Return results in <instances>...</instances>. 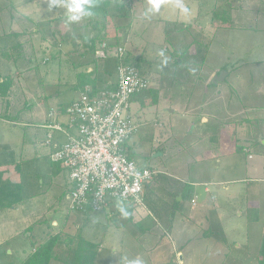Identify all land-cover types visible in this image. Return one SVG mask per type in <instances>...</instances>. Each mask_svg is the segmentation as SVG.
Here are the masks:
<instances>
[{
	"label": "rangeland",
	"instance_id": "obj_1",
	"mask_svg": "<svg viewBox=\"0 0 264 264\" xmlns=\"http://www.w3.org/2000/svg\"><path fill=\"white\" fill-rule=\"evenodd\" d=\"M19 2L20 0H0V46L7 43L11 54L10 61L0 62V70L5 74L13 62H16L18 67L17 73H13L14 85L9 98L5 100L0 98V160L14 162L37 155L39 164L32 161L30 169L34 172V177L39 175L45 180L47 188H41L42 194L20 205L21 209L0 211V264H21L34 252L33 244L42 239L43 231L52 232L55 231L53 228L59 227L60 230L81 235L92 243L97 253L95 264H130L138 260L135 254L138 253L137 241L140 236L138 229L141 227L138 228V224L132 221L127 212V215L122 213L121 217H118L119 213L106 212L108 208L98 213L70 211L66 198L62 197L63 192L72 187L68 172L62 164L51 160L53 147L45 144L48 139L45 126L53 121L50 113L67 108L78 95V91L73 87L76 75L75 72L72 74L71 65L80 58L74 57L68 65V58H65V55H61L62 57L58 55L61 52L57 51L61 50L60 45L69 37L65 34L67 32L61 33L52 26L56 21L66 22V18L43 21L37 16L31 20H42L41 23L30 24V21H24L13 14L16 3ZM130 2L132 6V3L136 5L138 0ZM129 4L126 3L127 10ZM25 5L26 3L21 4V7L16 6L18 12H23ZM141 5V9L136 11L137 17L133 16L132 11L117 21L124 25L123 36H132L128 37V41L125 39L121 46H124L126 52L134 59L140 60L141 73L149 76L151 80L149 89L132 98V101H137L132 105V114L140 126L138 133L129 140V143L132 151H135L134 159L138 166L148 167L157 164L159 169L167 172L173 162L182 161L184 157H190L189 161L192 157L203 159V156H199V150L207 144L195 145L199 143L202 135L216 131V128L213 125L202 124L204 115L212 111L210 107L205 109L206 106L202 105L204 101L213 100L211 94L216 90V86L222 92L223 105L225 107L226 104V107L230 108V113L248 109L246 107L256 103L262 105L264 0H159V10L155 12L148 11L150 7L148 3ZM194 7H200L204 28L202 35L197 32L193 34L194 25L198 22L190 14L194 12ZM214 15L218 16L217 20L213 19ZM180 24L190 26L184 33L185 37L188 34L191 39L192 35L195 39L198 34L199 48L202 47L203 37H206L204 42L208 46L206 49L202 48L203 53L200 52L196 57L187 53L189 61L184 59L186 54H181L179 58L181 63L176 59L172 64L170 53H177L183 44L193 40L187 36L183 44L182 42L168 44L169 40L173 41L179 26L182 28L183 25ZM25 26H28V30L24 28ZM225 26L229 27V30H223ZM251 27L256 29L254 35L251 33L252 36L243 41V33L249 31ZM12 30H16L17 33L24 30L25 33L20 38L5 42ZM82 34L88 36L90 32L85 29ZM18 43L21 46L13 48ZM161 50L164 52L163 56L159 55ZM192 51L194 52V47ZM218 68H222V72H229V77L215 83L211 76ZM161 71L164 74L163 78L157 82L156 74H160ZM114 76L116 83L117 73ZM241 76L244 82L237 78ZM167 79L171 86L179 91L184 88L183 85H189L185 86L187 95L182 96L174 105H171L168 99ZM159 83L162 85L160 92L157 91ZM207 89L211 93L209 96L206 93ZM187 96L191 100V105H194L193 108L187 109L188 104L182 103ZM146 99L156 104L141 109V102ZM197 105L201 107L197 108ZM249 111L253 112V109L249 108ZM252 112L248 115H252ZM4 115L14 117L20 124L17 126L11 124L12 122L9 124L7 120L1 119ZM228 115L223 113L224 122L234 120L241 122L247 117L246 114L235 117ZM138 118L140 119L137 120ZM64 120L66 118L62 117L60 121L63 123ZM58 140L64 141L65 136L60 134ZM180 144L185 145L184 151H179ZM5 155L8 157L5 158ZM254 155L255 159L249 161L250 163L259 160V156ZM209 166L213 167V164ZM201 168H205L203 161L189 165L192 177L190 181H194L196 176L209 180L211 175L198 170ZM236 171L232 178L246 180L235 182L231 188H246L250 189V192L256 190L260 194H255L252 198L262 208L260 211L250 210L248 219H263L264 190L261 188L264 189V181L259 176L264 174L255 173L250 174V178H244L246 175L244 171L238 170V167ZM47 172L56 173L53 180L45 177ZM150 194L151 198H155L153 189ZM113 205H122L126 210L131 207L130 204L121 202ZM42 219L46 220L44 225L40 224ZM149 220H153V215ZM242 220H246V217L244 216ZM153 224L156 225L155 221ZM30 226H34V231L33 236L29 237V232L28 235L25 232ZM154 228L158 233L159 227ZM163 245L166 246V242H163Z\"/></svg>",
	"mask_w": 264,
	"mask_h": 264
},
{
	"label": "crops",
	"instance_id": "obj_2",
	"mask_svg": "<svg viewBox=\"0 0 264 264\" xmlns=\"http://www.w3.org/2000/svg\"><path fill=\"white\" fill-rule=\"evenodd\" d=\"M99 1L94 0L95 5ZM109 1L112 2L109 12L113 16L111 20L105 23L100 22L98 26H96L97 17L92 19L86 17L74 23L57 22L58 18H66L65 9L54 8L49 11L47 0H20L18 4L16 3V6L21 7V4L26 3L23 12H18L14 5L16 10L14 9L13 14L21 17L24 21H30V24L41 23L42 20H31L37 16L38 19H43V21L55 20L56 23L52 26L61 33L67 32L65 34L69 38L62 43L63 45H60L61 50L58 49L57 51L65 52H59L58 55H65V58H68L69 61L67 62L68 65L74 57L79 56L80 58L71 65L72 74L75 72L76 75L73 87L78 91V95L72 102L80 96L85 86L89 85L95 91H101L115 85L116 77L114 75H116V72L113 76H109L105 71L98 69L97 64H94L95 59L91 54L89 39L95 35L97 36L100 31L106 34V43L116 44L118 41V45L121 46V44H124L125 39L128 41V37L131 38L132 36H123L124 29L121 27L124 25L117 21L123 18V14L132 11L133 16L137 17L136 11L141 9V4L148 3L149 5V0H138L137 4L133 5L132 3V6L130 0ZM128 2L130 4L127 10L126 3ZM130 9L131 11H129ZM190 14L194 16V20H198L197 24L194 25V32L202 35L204 28L202 27L203 20L200 17V7H194V12H190ZM180 25L184 26V24ZM24 28L28 30V26ZM85 29L90 32L88 36L82 34ZM223 30H229V27L225 26ZM255 30L251 27L249 31L244 32L243 41L247 40L251 33L254 35ZM12 33H17V31L12 30ZM23 33H25L24 30L17 33L19 38ZM187 36L189 35H186V39ZM189 37L191 39V36ZM204 39L206 37H203V44L207 45ZM99 41L100 39L96 41V48L99 46ZM171 42H174L173 44L177 42L175 37ZM171 42H168V44L170 45ZM59 59L61 58L59 57ZM15 63L13 62L10 65L12 74L17 73L18 67ZM179 63H181L180 60ZM172 64H174V60ZM169 67L171 66L169 65ZM222 71V68H218L212 74L211 77L215 83L222 82L229 77V72H225L226 75L220 80L219 76L223 73ZM163 75L162 71L160 74H156L157 82L163 78ZM237 78L244 82L242 76ZM183 86L184 88L181 91L176 90L168 80L167 93L171 105L178 103L182 96L187 95L188 91H186L185 86L189 85ZM157 89L158 92L161 91V83L158 84ZM206 93L207 96L211 94L208 89ZM211 95H213V100L204 101L202 106H206L205 109L210 107L212 111L207 113L206 116L204 115L202 124L204 126L213 125L216 131L202 135L199 143L195 145L207 144L199 150V156H203V159L192 157L189 161L190 157H184L182 161L173 162L167 172L159 169L157 164L141 167L155 169L158 172L153 181L144 186V190L148 186L144 193V205L133 209L127 208L126 210L122 205L115 206L111 204L106 211L112 214L119 213L118 217H121L120 208L122 207L125 212L130 214L132 221L138 224V228L141 227L140 230L138 229V233H140L138 241L135 239L138 242V255L135 254V258L141 264H258V254L264 233V218L257 219V221L250 220L248 217H250V210H261L262 207L252 198L253 195L260 194L256 190L250 192V189L246 188H231V185L235 182L246 180H239L231 176L237 172V167L238 170L245 172L244 178H250V174H264V101L262 105L256 103L246 107L248 109L230 113V108H227L226 104L225 107L223 105L222 92L217 89V86ZM188 96L182 101V103L188 104L187 109L194 107V105H191ZM262 99L264 100V85ZM136 102L133 100L132 105ZM154 104H156L154 101L146 99L141 102V109H147L154 106ZM198 107L199 105H197ZM249 108L253 109V112L251 111L252 115H248L251 113ZM174 111L173 109L172 113ZM223 113L229 114L228 116L231 117L246 114L247 117L241 122L238 120L224 122ZM65 122L66 120L63 121L64 125ZM11 124L17 126L20 123L18 121V123ZM55 135L60 137V134ZM179 146V151L186 149L185 145L180 144ZM124 150L126 154H131L132 159L135 160V151H132L129 141L124 146ZM254 154L259 156V160L250 163L249 161L255 159ZM5 156V158L8 157ZM36 156L25 157L24 161H27L26 159L30 157L28 160H33L39 164ZM20 160L9 162L4 159L8 165L0 168V170L4 173L5 178L15 181L19 179L16 165ZM198 161H203V167H205L198 170L211 175L209 180L201 179L202 176H196V179L193 177L194 181H190L192 177L188 167L191 163ZM212 164L213 167L209 166ZM55 175V172L53 174L47 172L45 177L53 180ZM259 178L264 181V176H259ZM152 189L156 199L150 197ZM261 190L264 189L261 188ZM68 192L69 190L64 191L62 197L66 198ZM151 215H153V220H149ZM244 216L246 220H242ZM153 221L156 225L153 224ZM157 226L159 227L158 233L154 230V227ZM30 234L27 235L30 237ZM163 242H166V246L163 245Z\"/></svg>",
	"mask_w": 264,
	"mask_h": 264
},
{
	"label": "built area",
	"instance_id": "obj_3",
	"mask_svg": "<svg viewBox=\"0 0 264 264\" xmlns=\"http://www.w3.org/2000/svg\"><path fill=\"white\" fill-rule=\"evenodd\" d=\"M166 51L167 48L165 49ZM96 57L118 58L117 86L99 92L85 86L80 96L45 126L47 146L53 147L51 160L66 169L72 187L66 201L70 211L95 213L112 203L144 205V186L157 171L141 168L125 153L124 146L139 131L132 114V98L151 87L149 77L134 65L125 63L124 46L99 44ZM66 118L65 125L60 121ZM63 134V142L55 134Z\"/></svg>",
	"mask_w": 264,
	"mask_h": 264
},
{
	"label": "trees",
	"instance_id": "obj_4",
	"mask_svg": "<svg viewBox=\"0 0 264 264\" xmlns=\"http://www.w3.org/2000/svg\"><path fill=\"white\" fill-rule=\"evenodd\" d=\"M112 3L107 0H100L95 7L93 8L94 15L88 17L92 19L93 17H97L96 26L99 25L100 22H106L111 20V15L109 13L110 7ZM122 7V6H121ZM225 14L226 11L224 10ZM126 14H123L125 17ZM214 20L218 19V16L214 15ZM223 22V21H222ZM224 24V23H221ZM123 28V26L121 27ZM190 26H182V28L178 29L175 35V39L177 42H182L186 39L184 33H186L187 29L189 30ZM192 29V28H191ZM184 31V32H183ZM196 32H193L195 35ZM188 35V34H187ZM198 36V34H197ZM197 36L193 39L192 42L185 43L182 47L174 53H170L172 55L171 60L176 61V59L180 58V55H187L184 57L185 61H189V54L199 55V53H203V49H206L208 45L202 44V47L199 48L197 44L199 40H197ZM5 42L10 41L11 39L19 38L17 33H9ZM106 34L104 32H100L94 37L89 39V47L91 48V54L94 57V64H97L96 67L100 68L102 71H105L109 76H113L114 72L117 73V68L119 65L118 58L114 56H110L107 59L100 60L96 57V41L100 39L99 44L105 42ZM169 38V37H168ZM171 42V40H169ZM118 41L116 44H110L111 48L118 47ZM7 43L4 46H0V62L2 60H11L10 48H7ZM98 45V44H97ZM20 43L15 44L13 48L20 47ZM192 47H194V52H192ZM203 48V49H202ZM170 60V61H171ZM14 61V60H13ZM16 61V60H15ZM139 59H134L129 52H126L125 55V63L134 65L139 69ZM97 69V68H96ZM140 70V69H139ZM6 72V71H5ZM8 72V73H7ZM5 74H2L0 70V98L2 100L8 99L11 89L14 85L13 74L8 69ZM115 85L111 87V89H115ZM105 89H110L105 88ZM99 92V91H97ZM70 105V104H69ZM68 105V106H69ZM67 106V107H68ZM65 109V108H64ZM3 120H7L8 122L18 123L14 117L9 115L2 116ZM58 134V133H56ZM55 138L58 139V136L55 135ZM129 158L132 159V155H128ZM33 161V160H32ZM30 160L21 161L17 163V173L19 174L18 180H11L9 178H5L4 173L0 170V211L5 209H19V206L29 201L32 198L40 196L42 194L41 188H47L45 180L39 175L34 177V172L31 171V163ZM16 164V163H15ZM8 165L6 161L0 160V168ZM33 178V179H32ZM40 188V189H39ZM32 189H36V191H32ZM113 204V203H112ZM131 209L134 207L130 205ZM41 220L40 224L44 225L46 220ZM50 229V227H48ZM55 231L50 229L47 231H43L42 239L38 242H34V252L30 253L29 256L21 263V264H95L97 253L95 252V248L92 243L86 240L81 235H74L64 229L60 230L59 228H53ZM34 226H30L25 234L28 232H32L30 235L33 236ZM258 264H264V233L261 242L260 251L258 254Z\"/></svg>",
	"mask_w": 264,
	"mask_h": 264
},
{
	"label": "clouds",
	"instance_id": "obj_5",
	"mask_svg": "<svg viewBox=\"0 0 264 264\" xmlns=\"http://www.w3.org/2000/svg\"><path fill=\"white\" fill-rule=\"evenodd\" d=\"M47 3L49 11L53 10L54 8L65 9L67 23L79 22L83 18L91 17L94 15V0H47ZM149 5V12H155L159 10V0H149ZM185 11H187V9H185ZM159 55H164L163 50L160 51ZM120 211L123 214L127 215L124 208L121 207ZM130 264H141V262L139 260H136L130 262Z\"/></svg>",
	"mask_w": 264,
	"mask_h": 264
},
{
	"label": "water",
	"instance_id": "obj_6",
	"mask_svg": "<svg viewBox=\"0 0 264 264\" xmlns=\"http://www.w3.org/2000/svg\"><path fill=\"white\" fill-rule=\"evenodd\" d=\"M224 75H226V73L225 72H223L220 76H219V79L220 80H222L223 79V77H224Z\"/></svg>",
	"mask_w": 264,
	"mask_h": 264
}]
</instances>
